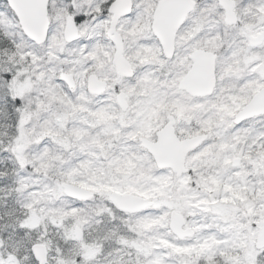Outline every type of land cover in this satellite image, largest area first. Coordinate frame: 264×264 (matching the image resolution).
<instances>
[{
  "label": "snow or ice",
  "instance_id": "6c2138e0",
  "mask_svg": "<svg viewBox=\"0 0 264 264\" xmlns=\"http://www.w3.org/2000/svg\"><path fill=\"white\" fill-rule=\"evenodd\" d=\"M0 264H264V0H0Z\"/></svg>",
  "mask_w": 264,
  "mask_h": 264
}]
</instances>
